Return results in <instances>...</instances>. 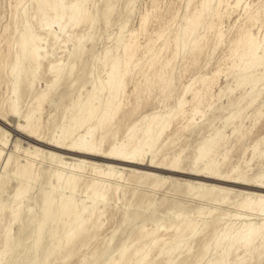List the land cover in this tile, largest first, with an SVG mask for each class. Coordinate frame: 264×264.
<instances>
[{"label":"rangeland","instance_id":"374dc122","mask_svg":"<svg viewBox=\"0 0 264 264\" xmlns=\"http://www.w3.org/2000/svg\"><path fill=\"white\" fill-rule=\"evenodd\" d=\"M194 15L201 24L185 39ZM114 64L119 112L102 128L110 95L101 85ZM87 102L97 116L75 128ZM172 113L159 144L135 164L52 146L69 148L95 128L104 154L118 144L131 151L133 127L140 135ZM213 137L218 149L196 165ZM216 165L221 178L242 183L203 177ZM58 172L80 178V208L94 206L92 183L104 196L70 244L55 238L68 221L57 213ZM263 187L264 0H0V264H264V229L248 248H230L243 216L264 208ZM48 196L55 201L44 218Z\"/></svg>","mask_w":264,"mask_h":264},{"label":"bare ground","instance_id":"6f19581e","mask_svg":"<svg viewBox=\"0 0 264 264\" xmlns=\"http://www.w3.org/2000/svg\"><path fill=\"white\" fill-rule=\"evenodd\" d=\"M58 7H59L58 4H52V5H49L48 10L52 9L53 11H55ZM206 7H209V4H207ZM80 8H82V5L80 6ZM61 9H62V7H61ZM78 9L79 8H76L74 6L71 7L73 14H75V12H77ZM60 18H63V15H60ZM85 18H88L87 15L84 17V19ZM72 19H74V18H72ZM186 23H188V22H186ZM200 24H201V17L200 16L194 15V17L189 19L188 27L184 31L185 39H188L198 29ZM27 36L28 35L23 37V41L21 44V48L24 52L27 50V47L29 44L28 43L29 37H27ZM183 46H185V45H183ZM31 58L35 62L39 61V50H38V48L33 49V51L31 52ZM250 65H253V64H250ZM249 67L250 66L247 65V68H249ZM72 70H74V69H72ZM127 70H126V72H127ZM117 74H118V66H117V64H114L112 67L110 76L108 78V81L102 82V85H101V92L103 93L105 90H108V93L110 95L109 100L107 101V103L105 104V107L103 108L104 109L103 114L99 118V125L102 128H105V125L107 124L109 118H115L119 112V108L116 105V101H117L118 94H119L121 87L117 81V77H118ZM123 76H125V75H123ZM237 82H238L237 87H241V86L244 87V85L246 86V84H247V81H245V80H239ZM251 83H253V81L250 80V85H251ZM247 85H249V84H247ZM182 105L183 104H181L180 108H182ZM97 113H98V110H95V109L89 107L88 102H87V104L80 111L78 118H76L74 121L75 122V124H74L75 128L76 127H78L79 129L83 128L86 124L90 123L94 118H96ZM173 115L171 116L169 114L166 117L164 116V118L159 119L161 121H159L158 123H154L155 122V117H154V119L149 121L148 125L141 131L140 135H139V132H137L135 130L136 126L133 127L131 129L132 132H130L131 135L129 138V144L134 143V148L131 151H127V149L125 147L126 145L124 146V145L118 144L115 147H113L109 152H106L104 154L102 148H100V147H103L102 145L104 144V139H102V141L100 143V147H99L100 149L97 147L95 142L92 140L93 134L95 133V128L94 129L93 128L88 129L87 133L82 138L80 137V141L78 140L79 143L78 144L74 143V145H72L69 148H62L58 145H52V146L54 148H56V150L57 149H59V150L65 149L67 151L75 152L78 155L84 156V157L89 158V159H92V158L93 159L95 158V160L96 159H102L104 161H108L109 163L112 161V162H120V163H124V164H135L136 163L135 155L138 154V156H139L140 153L141 154L147 153L146 155H148V153H151L156 148V146L159 144V142L162 139V137L164 136V134L169 130L170 126L173 124L174 120L178 116L177 113L174 116ZM238 117H240V116H238ZM232 121H234L233 118H232ZM28 125H29V123H28ZM220 132H219V134H220ZM220 135H222V134H220ZM217 138H219V137H217ZM217 138L215 139V137H213L211 140H206V142L205 141L203 142L202 147H200V149H199L198 157L196 158V161H194L196 165H198L199 162L204 161L205 158H207L210 154L214 153V151L218 149V145L220 144L221 139H217ZM128 146H130V145H128ZM254 153H256V152H254ZM141 156H143V155H141ZM259 156H261V155H259ZM209 157H211V156H209ZM136 159H137V156H136ZM209 164H210V162L208 163V165ZM212 164H210V165H212ZM196 165L193 167H197ZM64 166H65V164H64ZM76 166L78 169L80 168L79 165H76ZM217 166H219V165H216L215 167L214 166L209 167V168L207 167L206 171L208 172L207 173L208 175L206 176V174H205V176H203V177L209 178V179H215V180H219V181H227V182H231L234 184H241L242 183L240 181V178H237V179L234 178V180H230L228 178H226V179L221 178L218 174L219 169L217 168ZM74 167H75V165H74ZM177 168H178V160L173 162L169 169L175 171ZM217 169H218V171H217ZM97 173L101 174V172L99 170L97 171ZM204 173H205V171H204ZM105 176H107V175H105ZM110 176H112V175H110ZM197 176L200 177V176H202V174H198ZM30 178L31 177H28V179H30ZM56 180H57V183L52 185L53 190L55 191L59 187H61L60 188L61 189V195H60V200H59L58 206H57V213L60 217L68 218V221L64 222V224H63V226L65 228L64 236L63 237L56 236L55 238L58 239L59 244H61L62 242H66V244H70L71 242H73V240L76 238L77 235L81 234L83 231L86 230L87 225L90 222L91 217L93 216V212H94V209L97 205V202L99 201V199L104 198V196H103L102 191L99 190L101 183L96 181V182H94L88 186V190L86 192V194L89 197L88 199H90L94 203V206L89 207L87 205H84L83 208H80L79 204L76 203L74 198H73V195L79 192L78 185L80 182V178L77 176V174H70L68 176H65L63 172H58L56 174ZM260 189L263 190V192H264V187L260 188ZM88 191H90V192H88ZM22 195H23V192L17 193L16 194V201L20 200V198H22ZM54 201L52 199H50V196H48L44 200V206H45L43 209L44 218H48V217L52 216L51 210H52V206L54 204ZM259 204L263 205L264 200L261 199L259 201ZM245 208L247 210L250 209L249 212H253V209H252L253 207L251 208V206H245ZM243 217H244V219H242L243 222L241 223V225L239 226V228L235 232L234 237L231 238L232 241L230 243V248H233L236 244H242L243 246H246L248 248L250 243L253 241V238L257 235L258 230L264 229V222H262V224L255 222L260 217H264V208L262 210H260L259 213H250V215H244ZM43 229H44V222H41L39 224V228H38V234L40 237H39L37 243H40V241L42 239L41 232ZM230 251H231V249H230ZM123 260H124V257L121 259L120 262H122ZM222 262H224V261H222Z\"/></svg>","mask_w":264,"mask_h":264}]
</instances>
